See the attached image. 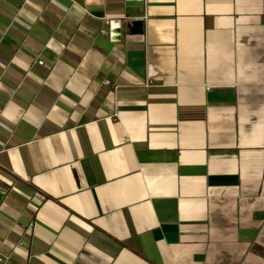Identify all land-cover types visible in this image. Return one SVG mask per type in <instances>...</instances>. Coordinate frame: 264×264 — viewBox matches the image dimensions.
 Segmentation results:
<instances>
[{"label": "crops", "instance_id": "crops-1", "mask_svg": "<svg viewBox=\"0 0 264 264\" xmlns=\"http://www.w3.org/2000/svg\"><path fill=\"white\" fill-rule=\"evenodd\" d=\"M0 255L264 264V0H0Z\"/></svg>", "mask_w": 264, "mask_h": 264}, {"label": "water", "instance_id": "water-1", "mask_svg": "<svg viewBox=\"0 0 264 264\" xmlns=\"http://www.w3.org/2000/svg\"><path fill=\"white\" fill-rule=\"evenodd\" d=\"M109 31L111 35V39L113 41H117L120 39L121 30H120V21L119 20H111L109 23Z\"/></svg>", "mask_w": 264, "mask_h": 264}, {"label": "built area", "instance_id": "built-area-1", "mask_svg": "<svg viewBox=\"0 0 264 264\" xmlns=\"http://www.w3.org/2000/svg\"><path fill=\"white\" fill-rule=\"evenodd\" d=\"M107 23H109V20L107 21ZM102 32H105V30H102ZM38 63L42 64L43 61L38 59L37 60ZM104 83H108V80H105ZM4 262V258L0 255V264H2Z\"/></svg>", "mask_w": 264, "mask_h": 264}]
</instances>
